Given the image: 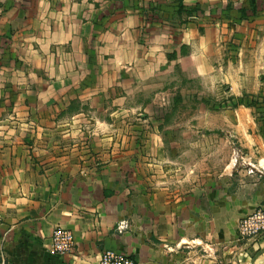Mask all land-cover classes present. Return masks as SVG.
Here are the masks:
<instances>
[{"label": "crops", "instance_id": "1", "mask_svg": "<svg viewBox=\"0 0 264 264\" xmlns=\"http://www.w3.org/2000/svg\"><path fill=\"white\" fill-rule=\"evenodd\" d=\"M180 2L204 23L145 28L127 0H0V264H97L105 248L135 264H264V236L244 253L237 239L262 172L239 156L170 155L143 114L165 95L156 83L175 86L180 66L195 78L232 33L264 43V7ZM56 227L73 234L66 254L52 252Z\"/></svg>", "mask_w": 264, "mask_h": 264}, {"label": "rangeland", "instance_id": "2", "mask_svg": "<svg viewBox=\"0 0 264 264\" xmlns=\"http://www.w3.org/2000/svg\"><path fill=\"white\" fill-rule=\"evenodd\" d=\"M177 2L127 0V8L143 11L142 26L156 27L155 30L175 28L176 31L194 16L201 18L197 21L199 24L204 23V10L202 13L194 7L193 11H188ZM258 4L264 7V0H258ZM255 7V0H248L244 9L248 10L249 17ZM225 8L231 22L237 23L239 7L235 12L229 2ZM245 23L251 22L246 20ZM200 29L202 27L199 32ZM237 33L231 34L220 53H208L204 59L207 64L197 66L199 72L195 78L191 79L187 70L180 66L175 86L171 85L168 76L156 83L153 88L164 89L165 95L156 96L155 100L160 104L156 112L143 114L156 119L150 123L154 131L158 122L163 125L158 130L167 141L164 144L166 153L239 156V169H258L262 172L260 179L264 180V43L257 40L253 44L250 32L244 34L243 43H239ZM263 34L258 36L262 38ZM183 52L184 49L180 50V54ZM171 105H174L172 110ZM157 147L160 146L148 144V151L157 153Z\"/></svg>", "mask_w": 264, "mask_h": 264}, {"label": "built area", "instance_id": "3", "mask_svg": "<svg viewBox=\"0 0 264 264\" xmlns=\"http://www.w3.org/2000/svg\"><path fill=\"white\" fill-rule=\"evenodd\" d=\"M127 228V220L118 221L116 230L119 233L125 231ZM237 234L239 244L242 247L244 246V248L239 249V253L246 252L245 246L251 242V247H253L255 241L264 236V191L261 202L250 213L239 219ZM73 245V234L69 229L56 227L53 230L52 252L66 254L73 249ZM97 264H135V260L128 254L105 248L101 251Z\"/></svg>", "mask_w": 264, "mask_h": 264}, {"label": "trees", "instance_id": "4", "mask_svg": "<svg viewBox=\"0 0 264 264\" xmlns=\"http://www.w3.org/2000/svg\"><path fill=\"white\" fill-rule=\"evenodd\" d=\"M178 7H180V6H178ZM188 11H193V8H189Z\"/></svg>", "mask_w": 264, "mask_h": 264}]
</instances>
